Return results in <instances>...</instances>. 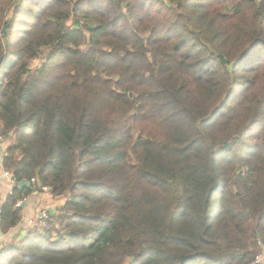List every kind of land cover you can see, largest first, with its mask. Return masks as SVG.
Here are the masks:
<instances>
[{
	"label": "trees",
	"instance_id": "1",
	"mask_svg": "<svg viewBox=\"0 0 264 264\" xmlns=\"http://www.w3.org/2000/svg\"><path fill=\"white\" fill-rule=\"evenodd\" d=\"M0 126V264H264V0H0Z\"/></svg>",
	"mask_w": 264,
	"mask_h": 264
},
{
	"label": "built area",
	"instance_id": "2",
	"mask_svg": "<svg viewBox=\"0 0 264 264\" xmlns=\"http://www.w3.org/2000/svg\"><path fill=\"white\" fill-rule=\"evenodd\" d=\"M6 149H7L6 138L3 135L2 128L0 126V159H1V164H2V158L6 153ZM0 180H4L7 183L8 192H7L6 196L10 195L12 193V189L15 186H17V182L13 178L12 173L9 170L1 168ZM27 181L29 184L28 187L31 188V191L28 195H25V196L16 200V202L14 204L15 208L21 209L23 207V205L29 200V198L31 196L37 195L38 193H41V192H44V193H50L51 192L50 188L46 185L41 184L35 176L31 177L30 180H27ZM4 200L2 201V203L4 202ZM50 215L51 214L49 213V211L46 208L39 207L37 214L34 217H31L27 221V225H28L27 230L31 231V232H37V233L43 232L47 228ZM8 246H9L8 243L1 245L0 251L3 248H7ZM259 262H264V252L263 251L255 257L254 263H259Z\"/></svg>",
	"mask_w": 264,
	"mask_h": 264
},
{
	"label": "crops",
	"instance_id": "3",
	"mask_svg": "<svg viewBox=\"0 0 264 264\" xmlns=\"http://www.w3.org/2000/svg\"><path fill=\"white\" fill-rule=\"evenodd\" d=\"M3 168L0 159V170ZM8 185L4 180H0V205L7 197ZM65 201L63 196H54L50 193H38L31 196L29 200L21 208V219L19 223L6 233L0 232V246L8 243L9 245L19 241L23 235L28 231L27 221L37 214L39 207L46 208L51 215H54Z\"/></svg>",
	"mask_w": 264,
	"mask_h": 264
},
{
	"label": "water",
	"instance_id": "4",
	"mask_svg": "<svg viewBox=\"0 0 264 264\" xmlns=\"http://www.w3.org/2000/svg\"><path fill=\"white\" fill-rule=\"evenodd\" d=\"M29 184H28V181L27 179L23 178L22 180H20L18 183H17V188L18 189H23V188H26L28 187Z\"/></svg>",
	"mask_w": 264,
	"mask_h": 264
},
{
	"label": "rangeland",
	"instance_id": "5",
	"mask_svg": "<svg viewBox=\"0 0 264 264\" xmlns=\"http://www.w3.org/2000/svg\"><path fill=\"white\" fill-rule=\"evenodd\" d=\"M86 35H88V34H86ZM39 61H40V59L34 60V61L32 62V67L38 65V64H39ZM8 143H9V139L6 138V144L8 145Z\"/></svg>",
	"mask_w": 264,
	"mask_h": 264
}]
</instances>
